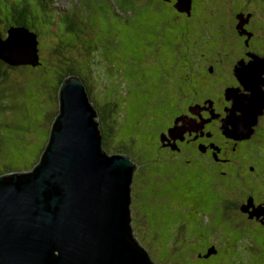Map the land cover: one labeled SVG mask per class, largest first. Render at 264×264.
<instances>
[{
  "label": "rangeland",
  "instance_id": "374dc122",
  "mask_svg": "<svg viewBox=\"0 0 264 264\" xmlns=\"http://www.w3.org/2000/svg\"><path fill=\"white\" fill-rule=\"evenodd\" d=\"M21 1L0 0L3 21L8 17L7 8L10 3ZM50 1L53 4L59 3L57 12L48 11L35 0H25L33 10L27 16V21L34 26L30 28L31 31L37 34L41 65L9 69L8 77L0 82V175L27 172L43 150L54 111L55 117L57 116L59 101L56 88L60 76L66 70L61 66L67 59L74 60L73 74L82 77L83 82L87 84L90 98L101 112L105 111L103 107L105 90L110 86L115 89L117 107L114 114H111L118 124V131L108 138V145L117 142H126L128 145L129 142L135 141L138 154L146 158L147 150L139 145L138 138H143L142 136L151 138L160 124L153 105L154 101H160L161 96L154 95L155 89L157 86L174 85L175 79L173 76L170 79L169 72L176 67L181 69L182 74L183 66L188 60L186 58L178 60L175 51L171 52L168 49L171 47L168 36L165 42H161V38L156 39V36L148 41L149 35L145 39L142 36L143 31L134 29L140 27L134 24L140 9L137 11L134 8L140 6L145 8L149 23L144 31L150 34L164 25L166 21L164 19L174 21L173 24L177 21L183 23V19L174 13L169 5L172 2L162 3L161 0ZM235 1L237 4L240 3L239 0ZM243 1L246 0H241V3ZM233 4L235 3L232 0H192L194 15L183 23L185 33L181 34L179 43L193 45L197 41L199 48L196 51L197 56L213 46L216 49L220 48L224 44L221 40L226 35L220 26L225 23L227 11L229 12ZM245 6L247 10L252 9L249 2ZM256 6L264 12L260 4ZM255 15L259 13L255 12ZM228 18L230 22V15ZM258 18L263 20L264 16ZM208 24L209 28H202ZM260 26L264 30V21ZM67 27L71 29L66 30ZM224 27L230 30L227 21ZM50 29L55 32H50ZM209 36L212 37L211 40L204 38ZM58 39L65 42L74 40L70 58L69 54L60 48ZM158 41L161 49L155 53L157 49L155 43ZM161 54L170 56V61L166 59L164 64H158L160 61L157 57ZM52 99H55V103ZM259 151L264 155V142ZM230 174L231 177L223 181L232 182V186L230 188L223 186L221 190L229 191L232 200L239 201L246 195H253L256 201H264V180L245 183L243 179L236 177L237 174L232 169ZM172 191L175 194L166 198L154 197L150 186L140 184L139 179H133L130 211L133 235L155 264H185L179 253L180 248L186 242L190 243L191 235L198 240L202 238L200 231L193 233L189 230L185 232V239L176 233L171 239L168 238L171 234L167 230L168 223L174 226L175 232L182 231V212L173 207L178 203L194 201V195L189 193L186 187ZM224 198L228 199L229 195H225ZM216 200L218 201V198ZM173 210L178 214H172ZM203 212L209 213V209L204 207ZM236 217L242 219L238 215ZM242 223L247 231L243 233L242 241L234 242L235 247L238 245L241 256L236 261L234 257V262L216 256L217 264H264L262 253L255 249L248 250V243L253 242L251 240L253 236L248 231V224ZM253 235L256 237L257 245L263 248L261 240L264 236L256 232H253ZM211 236L212 234L210 240ZM218 236L215 234L212 240L216 245L219 244ZM205 243L200 242L198 248ZM211 247L214 248V245L211 244L208 248ZM169 248H172L170 250L172 253L176 250L175 254L164 258L163 255H166L165 251ZM257 250L260 251L258 248Z\"/></svg>",
  "mask_w": 264,
  "mask_h": 264
},
{
  "label": "water",
  "instance_id": "95a60500",
  "mask_svg": "<svg viewBox=\"0 0 264 264\" xmlns=\"http://www.w3.org/2000/svg\"><path fill=\"white\" fill-rule=\"evenodd\" d=\"M191 3L175 0L173 8L189 16ZM37 44L26 27H9L0 38V61L35 67ZM263 73L260 57L235 70L249 94L226 90L232 107L223 123L225 136L252 135L264 110ZM58 99L59 112L33 170L0 175V264H155L131 227L135 160L102 149L96 110L79 76L64 78ZM241 211L264 223V207L252 198ZM215 252L211 247L204 257Z\"/></svg>",
  "mask_w": 264,
  "mask_h": 264
},
{
  "label": "flooded vegetation",
  "instance_id": "af4514ba",
  "mask_svg": "<svg viewBox=\"0 0 264 264\" xmlns=\"http://www.w3.org/2000/svg\"><path fill=\"white\" fill-rule=\"evenodd\" d=\"M174 1L161 0L162 3L172 2L169 5L175 14L180 15L183 23L190 20L194 15L193 11L191 10L189 16L185 13L177 12L173 8ZM234 3L236 2L234 1ZM244 4H247V0L237 5H231L232 8L229 9V12L227 11L228 16L230 15L231 18L229 22V18L226 16V21L230 24V30L224 27L226 21L220 26L222 32L226 34L221 40V42L226 44L222 50L215 51L214 47L208 49L205 61L196 57L189 59L185 56L188 62L183 67L182 76L178 75L177 81L175 78L173 90L176 89L175 91L178 92L182 89V85H186V93L183 92L177 96L174 93V100L170 101V105H166L165 101L167 99L165 98L169 97L172 89L163 86H157L155 89L154 95L165 97L158 104L162 110L166 108L168 113L161 114L160 122L162 121V123L160 129L148 142L150 145L148 147L149 157L152 163H160L162 166L166 164L170 166V169H173L172 167L176 165L185 169L186 172H164L162 175L152 173L151 175L148 174L147 177L141 170L143 163L147 161L143 160L144 162H142L143 156L141 154H138V160L134 159L137 164L134 178L139 179L140 184L150 186L154 197L171 195L170 193L162 195L161 193L164 191L160 190L168 186L177 189L176 184L179 182L183 184L199 182L198 186L195 184L191 186L193 190L191 194L194 195V201L178 203L173 207L182 212V222H185L184 225L182 224V231H173L184 239L187 230L193 233L200 231L202 239L206 238L205 241L209 242L201 247L200 252L198 251V255L200 254L203 257L197 256V259L202 260L204 264H209L210 262H212L211 264H217V261L216 263L213 262V258L216 256H220L222 259L226 258L231 262L234 261L233 258L235 256L230 253L232 244L228 245V248L226 247V250L220 253L218 244L216 245L210 240V235L213 234V230H216L215 227L220 226L219 221L227 223L234 234L238 233L241 235L237 242L243 240L242 235L247 231L242 222L248 224L249 232L262 233L264 236L262 217L250 219L245 212L241 211V206L246 203L249 197L253 199L256 206H264V201L256 202L253 195H246L239 201H231L229 206L225 207L216 200L217 185L226 177H231V169L237 174L236 177L243 179L244 182L255 183L264 180V155L259 151L264 142V110L263 114L258 117L257 124L253 127V133L249 138L233 139L223 134L224 119L232 107V100L226 99V90L232 89L241 95L249 94L238 80L235 70L240 64H248L253 57L264 58V30L260 26L264 18L263 20L258 18L263 16V12L256 9L251 3L249 4L252 9L247 10ZM235 6L239 8L236 13L233 12ZM255 12H258L259 15H255ZM217 13L220 14V11ZM240 16L241 21L237 18ZM169 21L171 22L170 26L165 23L158 31L160 38L163 40L167 36L172 39L176 36L180 38L184 32L179 33L177 24H173L172 22L174 21L172 20ZM202 28H209V24L208 26L203 25ZM209 37L212 39L211 36ZM192 46L194 48L192 52L195 56L196 51L199 49L197 48V41L191 46L186 43L182 47L183 55H186L188 47ZM165 58L166 56L158 64H164ZM260 77L264 80V73ZM197 81L200 84L195 87ZM260 88L264 90L263 85ZM170 108L174 110V114ZM170 112L172 116L166 120V115L169 116ZM204 184L208 186H204ZM211 185L212 190L210 189ZM199 188H203L202 192L207 193V197L204 200L199 199L194 193ZM204 207L209 209V213L203 212ZM172 214L175 215L178 212L173 210ZM236 215L242 219H237ZM214 223L215 225L212 227ZM203 231H205V234ZM193 237L191 235L189 240L192 243L196 241L194 247L198 248L200 239ZM211 244L214 245L216 254L204 257L207 248ZM235 248L239 251L237 246ZM166 251L168 252V250ZM238 254L241 256V253Z\"/></svg>",
  "mask_w": 264,
  "mask_h": 264
},
{
  "label": "trees",
  "instance_id": "16d2710c",
  "mask_svg": "<svg viewBox=\"0 0 264 264\" xmlns=\"http://www.w3.org/2000/svg\"><path fill=\"white\" fill-rule=\"evenodd\" d=\"M37 1L38 2H36V3H38V4L41 2V0H37ZM239 1L241 2V0H239ZM247 2L251 3V5H253L254 7H256V9H259L256 5L257 4H260V8L264 10V0H247ZM235 4L237 5V3H235ZM238 4H240V3H238ZM41 6L45 7L48 11H50L48 9L47 2L45 4L43 2H41ZM38 7L40 8V6H38ZM134 10H137V11L139 10L138 13H137V15H136V17H135V19H134V24L140 26L139 28H135L134 27V29H139V30L143 31L142 32V36L145 37V39H147V37L149 35V40L148 41H150V39L154 38L155 36H156V39L160 38L159 32H158V31H160V28L157 29L156 32L155 33H152V34L146 33L144 31L146 29V27H147V24L149 23L148 15L145 14L146 13L145 8L143 6H140V8L135 7ZM191 10H192V3H191ZM238 10H239V8H237V6H235L233 12L236 13ZM7 11H8V17L4 21H3V18L1 16V14H0V38H4L6 36V31H7V29L10 26H16V27L17 26H23V27L28 28L29 31H31L30 28L34 27L32 24H30L27 21V16H29L30 13L33 10H32V8L29 5H27L25 3V0H22L21 2H12V3H10L9 7L7 8ZM55 12H56V10H55ZM142 13H144V15H142ZM159 13H161V12H159ZM262 14L264 16V12ZM164 20H166V21H164L163 24L167 23L170 26V23L171 22L168 19H164ZM176 24L178 26L179 33H181V32H184L185 33V26L182 23H179L178 21L175 23V25ZM70 29L71 28H69V27L66 28V30H70ZM50 32H55V30L52 31V29H50ZM33 33H35V32H33ZM36 36H37V34H36ZM55 36H57L56 33H55ZM162 37L164 38L163 35H162ZM204 38L205 39H210V37H204ZM167 39H168V42L171 44L170 45L171 47H168V49L171 52L175 51V57H177L178 60H181L182 58H185V56L188 57L189 59L192 58V57H196L199 60H204V61L206 60L205 57H207L206 56L207 55V52H203V51L201 52V55L203 57L201 55L200 56H197V54L194 56L193 55V52H192V50L194 48L192 46V47H188V49H187L188 53L186 55H183L182 47H184L186 43H184V45H182L181 43H179V39L180 38L177 37V36L175 38H173V39H171L170 37L167 38ZM160 40H161V42H165V40H163L162 38ZM37 41H38V39H37ZM73 41L74 40H69V41L65 42L64 40H61V39H58V41H57V43L59 45H61L60 48L62 50H64L67 54H69V58L71 57V54H72L71 49H72V46H73ZM172 41H174V42H172ZM159 43H160L159 41L155 43V45L157 46V49H155L156 50L155 53H158L160 51V49H161V46H160ZM56 46L57 45L55 44V47ZM189 46H191V45H189ZM225 46H226V44H223L218 49H216L215 46H213V47L215 48V51H218V50H222V48L225 47ZM164 57L165 56L163 54H161L157 58L159 59V61H161ZM38 58H39L38 59L39 65H37L35 67H38V66L41 65L39 52H38ZM167 58L169 59L170 56H167L166 55L165 60ZM168 61H170V59ZM74 63H75L74 60L67 59V60H65V63H63V65L61 66L62 68H66V70L63 71L62 75L60 76V78L58 80V85H57V88H56V92L57 91L59 92L60 85H61V83H62V81L64 80L65 77L71 76V75H75V74H73L74 72L72 71V66H74ZM14 68L15 67L6 66L5 64H3L0 61V82L4 81V79H6L8 77L7 75L10 74L7 70L14 69ZM165 70H166V68L163 69V73L165 72ZM178 75L182 76L181 75V69H179V68H176L175 67L174 70H172V71L169 72L170 79L173 76V79L176 78V81H177ZM81 79H82V77H81ZM198 81L195 83V87L200 84ZM85 87H86V91H87L88 96H89V91H88V88H87V84H85ZM164 87H167V88L172 89V91H170V94H169V97L168 98L167 97L165 98V97H162V96L160 97V101H162L163 98L167 99L166 101L164 100L166 105H170L169 104L170 101L171 100H174L175 96L181 95L183 92L186 93V88H187L186 85H182L181 87H182L183 90L180 89V91L177 92V91H175L176 89L173 90L174 85H170L169 84V86H164ZM54 93H55V91H54ZM174 93H175V96H174ZM89 99H90L91 103L93 104V106H94V108L96 110L97 120L99 122V127L101 129V137H102L101 145H102V149L105 152H107L108 154L121 153V154L129 155L133 159H135V160L137 159L138 160L137 144L134 143L135 141L129 142V144H128L129 146L126 144V142H121V143L120 142H117V143H113V145H110V146L108 145V143H109L108 142V140H109L108 138L109 137H112L118 131V124L113 119V115L111 114V113L114 114L115 109L117 107V99H116V93H115L114 87H111L110 86L107 90H105V96H104V100H103V102H105V103H103V107H104L105 111H103V112H101L98 109V106L94 103V100H92L90 98V96H89ZM52 100L55 103V99H52ZM58 101H59V99H58ZM160 101H157V100L154 101V105H153V107H154V109L156 111V112L155 111L154 112L159 117V121H160V118H161V114H167L168 113V111H167L166 108L164 110H162V108L159 106L158 103ZM172 103H173V101H172ZM58 112H59V102H58ZM58 112H57V114H58ZM172 113L174 114V110H172ZM170 116H172L171 112H170L169 116L166 115V120ZM55 118L56 117H55V111H54V116H52L51 119H50V123L51 124H52V122L54 121ZM159 123L160 124L157 127V130H156V132H155L154 135H156L158 133L157 131L160 129V125H161L162 121L159 122ZM50 127H51V125H50ZM48 136H49V133H48ZM142 137L143 138H138V140H140V141H138V140H136V141H138L139 142V145H142L144 147V149L148 150V147L150 146L148 144V142H149V140H151V138L153 136L151 138H149L148 136H142ZM43 149H44V147H43ZM42 151L40 152V154L35 159V161H34L32 167H31V169L28 170V171L33 170L34 166L39 161V158L41 156ZM141 160H142V162H144L143 160H146L147 161V162L143 163L144 165H142V167H141V170H143L142 172H144L147 177H148V174L151 175L152 173L153 174L159 173L160 175H162V174H164V172H186L185 169L180 168V167H178L176 165H175V167L174 166L172 167L173 169H170V166L169 165L164 164L162 166V165H160V163H158V164L152 163V160L149 157V150L147 152L146 158L143 156ZM135 180H137V179L135 178ZM146 182H147V180H146ZM198 183L199 182H196V183L188 182L186 184H183L182 182H179L178 184H176L177 185L176 188L186 187L187 190H188V192L191 193L193 191L191 186H193L194 184L198 186ZM231 183L232 182H230V181H223V180H221L218 185H217V183H215V185H217V189H218L217 192H216V195H217V198H218V202H220V204L222 203L225 207H228L229 206V203L231 201H234V200H232L233 197H232V194L229 191H223L222 192L221 188L223 186L225 188H230L232 186ZM245 183H247V182L245 181ZM204 186H208V185L207 184H204ZM173 189H175V187H171L170 188V186H168L165 189L162 188L160 191H164V192L161 193L162 195H166L168 193H170L171 195H174L175 193L172 191ZM202 189L199 188L197 191H194V193H195L196 196L199 197V199L204 200V198L207 197V193L206 192L203 193L202 192ZM210 189L212 190V185L210 186ZM225 195H229V198L228 199H225L224 198ZM159 197H163V196H159ZM163 198H166V196L163 197ZM236 200H238V199H236ZM256 202H259V201H256ZM131 205H132V203H131ZM219 222H220L219 223L220 226H217L218 228L215 227L216 230H213L214 232H213V234L211 236V241L213 240V236L215 234H218L219 235L218 236L219 237V241H218L219 244H218V246L220 247L219 248V252L220 253H222L223 251H225L226 250V247L228 245L232 244V246H231L232 251L230 253H232L235 256V261H236L240 257V254H238V253H240V251L236 250V248L234 246V242H237V240L240 239L241 235L238 234V233L234 234V232L231 230L230 226H228L227 223H225L224 221H219ZM184 224H185V222L183 221V225ZM214 225H215V223L212 225V227ZM173 229H174V226H171V223H168L167 230L171 232V234L168 235V238H170V239H171L172 236L175 235V232L173 231ZM251 233H252V236H253V238L251 240H253V242L249 241V243H248V250H254L255 249V251L262 253L263 254V260H264V253H263L264 252V237L261 240V245H262L263 248H260L257 245V243H256V240H255L256 237L253 235V232L252 231H251ZM259 234L260 235H263L262 233H259ZM205 240H206V238H203V240L201 238L200 241H199V244H200V242H206ZM208 243L209 242H206L205 244H208ZM195 244H196V241L193 242V243L191 241L189 244L186 242V244H184L180 248L179 253H180V256H181L182 260L185 262V264H204V263H202V260H198L197 259V256L198 257H203L200 254L198 255V251L200 252L201 247H203L204 245L203 246H200L199 248H196V247H194ZM236 246L238 247V245H236ZM257 248L260 249V251L257 250ZM171 249L172 248L167 249L168 252L165 251V254L166 255H163L164 258H167L168 256H170L172 254H175V252L172 253L170 251ZM207 250H206V252H207ZM214 254H216V252ZM214 254H211V255H214ZM213 262L216 263L215 257L213 258ZM232 262H234V261H232ZM211 263L212 262H210L209 264H211Z\"/></svg>",
  "mask_w": 264,
  "mask_h": 264
},
{
  "label": "bare ground",
  "instance_id": "6f19581e",
  "mask_svg": "<svg viewBox=\"0 0 264 264\" xmlns=\"http://www.w3.org/2000/svg\"><path fill=\"white\" fill-rule=\"evenodd\" d=\"M146 5V4H145ZM134 8V7H133ZM23 73V72H22ZM204 225V224H203ZM207 228V227H206ZM206 230V229H205ZM202 231V230H201ZM205 232V231H204Z\"/></svg>",
  "mask_w": 264,
  "mask_h": 264
},
{
  "label": "clouds",
  "instance_id": "9594fccd",
  "mask_svg": "<svg viewBox=\"0 0 264 264\" xmlns=\"http://www.w3.org/2000/svg\"><path fill=\"white\" fill-rule=\"evenodd\" d=\"M56 10V12H57V9H55ZM264 207V206H263ZM209 249V248H208Z\"/></svg>",
  "mask_w": 264,
  "mask_h": 264
}]
</instances>
